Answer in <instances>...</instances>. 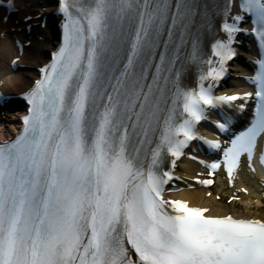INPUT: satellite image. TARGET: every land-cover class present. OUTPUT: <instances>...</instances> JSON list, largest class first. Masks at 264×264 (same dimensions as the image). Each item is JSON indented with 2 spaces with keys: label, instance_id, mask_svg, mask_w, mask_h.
<instances>
[{
  "label": "snow or ice",
  "instance_id": "snow-or-ice-1",
  "mask_svg": "<svg viewBox=\"0 0 264 264\" xmlns=\"http://www.w3.org/2000/svg\"><path fill=\"white\" fill-rule=\"evenodd\" d=\"M8 8L19 10L15 0ZM54 11L62 42L19 94L28 105L19 130L0 141V264H264V218L209 215L164 196L193 141L221 154L199 161L208 169L202 185L219 169L232 184L242 158L256 171L264 0H59ZM9 20L0 16V35L17 32ZM23 20L29 34L47 26L42 10ZM241 33L259 40L246 77L254 90L216 95ZM10 38L21 54L32 48L31 35ZM19 60L14 71L26 66ZM193 71L195 87L186 83ZM15 97L0 93V106ZM250 107L251 120L235 131L234 117ZM209 110L221 115L214 125L223 141L196 133Z\"/></svg>",
  "mask_w": 264,
  "mask_h": 264
},
{
  "label": "bare ground",
  "instance_id": "bare-ground-1",
  "mask_svg": "<svg viewBox=\"0 0 264 264\" xmlns=\"http://www.w3.org/2000/svg\"><path fill=\"white\" fill-rule=\"evenodd\" d=\"M11 49H12V46H11V43L8 37L4 39L0 38V61L5 62L6 58L9 55L11 56ZM4 75H5L4 78L6 79L5 86L9 90L21 91L29 85L28 79H25L22 76L12 77L0 71V78ZM181 165H182V168L185 170H189L190 172L196 171V166L191 162L185 161V162H182ZM245 181L249 185L250 195L247 197V200H241L240 202H232L228 204V203H225L224 200L223 201L216 200L214 196L211 198H206L205 193L207 190L201 187H197L195 189L184 190L175 195L189 199L190 202L195 205L211 206L212 210L210 211V213L212 214L221 215L224 210L225 211L233 210V212L239 216L264 217V209L262 208L263 201L258 192L256 182L250 181L248 177H245ZM221 187L222 186L217 187L216 190L219 192H223ZM256 197H257V200L254 201V198Z\"/></svg>",
  "mask_w": 264,
  "mask_h": 264
},
{
  "label": "rangeland",
  "instance_id": "rangeland-1",
  "mask_svg": "<svg viewBox=\"0 0 264 264\" xmlns=\"http://www.w3.org/2000/svg\"><path fill=\"white\" fill-rule=\"evenodd\" d=\"M0 68H1V66H0ZM209 198V197H208Z\"/></svg>",
  "mask_w": 264,
  "mask_h": 264
}]
</instances>
